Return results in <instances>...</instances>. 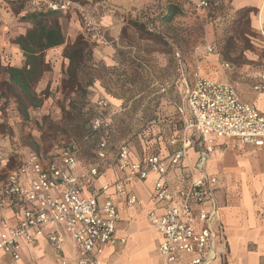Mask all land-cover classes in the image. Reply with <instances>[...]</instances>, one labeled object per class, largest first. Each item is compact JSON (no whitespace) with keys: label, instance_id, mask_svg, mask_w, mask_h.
Here are the masks:
<instances>
[{"label":"built area","instance_id":"built-area-1","mask_svg":"<svg viewBox=\"0 0 264 264\" xmlns=\"http://www.w3.org/2000/svg\"><path fill=\"white\" fill-rule=\"evenodd\" d=\"M187 3L194 15L202 11L209 22L213 21L210 15L222 17L232 7L230 0ZM26 5L29 11L41 5L60 13L74 9L87 37L108 42L94 13L80 1L27 0ZM213 49L207 47L209 52ZM175 56L182 66L179 50ZM193 79L192 84L186 82L184 98L177 107L182 127L168 138L160 135L152 147L143 141L146 145L140 154L129 143H122L115 157L118 177L99 189L89 190V185L109 159L107 137L97 142L99 162L85 171L79 168L77 150L69 145L48 154L31 151L10 169L0 180V253L14 264H25L24 245L35 246L44 238L58 263L67 264L65 246L70 239L74 264H103L101 255L106 246L127 242L117 230L118 199L140 205L141 199L129 184L156 174L148 219L161 236L159 251L165 264H173L183 254L190 256L189 264L215 259L220 264H237L228 260L229 244L218 198L220 179L209 166L216 153L224 156L221 141L263 146L264 113L242 100L231 83L198 72ZM253 90L264 93V75ZM97 105L107 113L93 118V133L111 127L108 101L101 99ZM7 161L0 145V166Z\"/></svg>","mask_w":264,"mask_h":264},{"label":"crops","instance_id":"crops-1","mask_svg":"<svg viewBox=\"0 0 264 264\" xmlns=\"http://www.w3.org/2000/svg\"><path fill=\"white\" fill-rule=\"evenodd\" d=\"M39 1L43 2L46 0ZM77 1L86 5L93 13L98 12L97 20L102 31L105 34L107 31L109 37L112 39L113 44L99 45L92 49L93 57L99 62H103L109 66H114L118 63L119 48L123 42H127L123 35L127 31L129 33L136 32L133 21L139 20L145 22L148 31L163 36L171 43L169 37L163 33L165 31L163 29L170 25V22L167 21L171 18L164 19L166 21L161 19L162 15H160L159 10L157 7H153L157 3L156 0ZM233 4L238 9L257 7L260 11L258 17L264 18V0H234ZM186 6H188V3H186ZM237 8L231 7L228 12H235ZM22 11L21 13H24ZM198 14L196 13L193 17L196 19L199 16L196 20L203 22L205 13L200 11ZM58 18L64 30L67 31V40L71 39V42H73L79 34L83 35L88 42L96 40L87 37L80 20V15L74 9L60 13ZM218 19L221 18L218 17ZM177 20L179 18L174 17V21ZM205 21L208 22L206 19ZM190 22L194 24V21L191 20ZM255 24L263 28L264 19L259 24L255 21ZM30 27L31 24L29 22L20 20V14L18 11H15L12 3L0 0V65L2 68L8 65L17 67L23 65L24 57L22 51L14 40L18 36L25 34ZM168 30H170L167 32L168 36L172 40L180 37L179 29L168 27ZM143 41L148 43L153 42L150 39ZM171 47L174 53L175 50H179L182 56V66L176 58V68L181 72L183 77L182 82H180L182 77L178 79L180 87L176 86L174 88L177 82L169 73L172 71V69H169L171 62L168 61L167 53L159 49L157 50L159 60L156 62L157 75L154 77V84L158 85L157 97L154 94L146 95L142 93V104L138 110L132 106L134 101L141 95L132 94L130 97H124L122 94L109 93V100L104 96L96 95L97 97L92 99L91 103L105 99L109 103L113 120L118 115L120 116L128 112L135 117H139L141 121L140 131H150V125L155 126L158 129L157 135L159 137H161V133L166 132L165 126H170L169 129L173 128L174 130L180 128V125L178 126L177 124L176 126L175 121H172V119L174 120L177 117L178 121L180 120L177 107L182 103L184 98L186 82L187 84H192L194 80V66L196 67L198 62L195 58L187 59L183 55L182 51L184 47L174 42L171 43ZM64 49L65 44L46 51V61L49 65L51 64V70L46 71L37 83L35 87L37 93L47 87L56 88L60 84L69 66V60L63 55ZM217 64L218 60L215 57L208 58L201 64L203 69L208 73V78L233 84L239 90L238 92H240L239 95L242 100L254 104L264 113V93L255 94L248 91L243 82L240 81L243 75L238 76V74H234L231 76V74H226ZM144 65L150 70L153 69V67L151 69L146 63ZM163 70L165 72L169 71L165 73ZM235 72L237 73V71ZM184 76L186 79H184ZM7 79L8 77L5 80ZM126 99H129V102H125ZM156 101L158 103L154 111L156 117L151 121L144 119V116L147 117L146 114L148 115L151 112L150 107ZM13 104L16 106L15 103ZM7 110L9 111V108ZM14 110L19 114L17 108L14 107ZM143 141H147V138L142 139V142L139 140L138 143L131 141H123V143H129L134 151L140 154L142 152ZM8 144V136L0 131V145L3 146L4 153L8 159L6 164L3 163L0 166V171L9 162L10 148H8ZM221 148L224 150V156L221 158L216 153L210 163L209 169L211 172L217 174L220 179L218 198L229 244L228 260L237 264H261L264 262V145L236 146L233 141L224 140L221 141ZM107 161L101 167V174L91 181L89 190L99 189L106 182L118 177L115 159L111 162ZM79 168L81 171H85L88 168V166L83 165L80 158ZM157 178L156 174H152L145 181H134L129 184V188L141 199L140 205H129L124 199H118L120 218L117 222V230L120 236L126 237L127 242L125 244H117L116 246H106L101 255L103 264H165L159 251L161 236L156 232L148 219V213L153 208L150 196ZM3 179L0 178V180ZM22 251L23 262L25 264H59L51 255V247L44 238L40 239L35 246L24 245ZM65 253L67 264H74L75 252L70 239L65 246ZM190 259L189 255L183 254L173 264H189ZM0 264L14 263L8 256L0 253ZM206 264H220V260H211Z\"/></svg>","mask_w":264,"mask_h":264},{"label":"rangeland","instance_id":"rangeland-1","mask_svg":"<svg viewBox=\"0 0 264 264\" xmlns=\"http://www.w3.org/2000/svg\"><path fill=\"white\" fill-rule=\"evenodd\" d=\"M5 1L8 3L9 0ZM156 1L157 3L153 7H157L163 21H166L164 19L169 16V5L176 7L178 12L167 21L170 22V25L163 29L165 30L163 33L169 37L171 43L174 42L184 47L182 52L187 59L195 58L198 62L196 67L194 66L195 73L198 72L202 76L209 77L201 64L208 58L215 57L220 69L231 76L234 74L243 75L240 81L243 82L246 89L257 93L253 87L264 75V26L261 28L255 24V21L259 24L264 18L258 17L260 11L257 7L237 8L235 12L230 13L227 11L220 17L221 19H218L219 15H210L214 21L211 24L213 22L211 20L210 22H206L205 19L203 22L196 20L199 16L196 19L193 17L194 11L186 6L187 0ZM26 2L27 0H10L9 3L13 4L15 11L23 10L22 14H25L28 11ZM94 15L98 19V12ZM174 17H178L179 20L174 21ZM190 19L194 21V24L190 22ZM133 24L136 32L129 33L127 31L123 35L127 42H123L119 48L116 65L109 66L95 60L93 53L92 58L86 60L82 65L83 67L79 71V81L87 89L86 93L65 89V82L68 80L66 71L56 88L47 87L38 92L42 96L41 104L35 107L30 106L26 114L20 110L18 105L20 90L14 87L9 88L5 84V79L8 76L0 65V131L8 136V148H10L9 162L0 171V178H5L6 172L17 167L31 151L47 154L55 152L64 145H69L75 147L83 165L89 166L99 162L96 156L97 142L103 137H107L110 143V155L107 162L115 159L118 147L123 141L138 143L139 137L141 138L144 132L140 131L141 121L139 117L128 112L118 115L114 120L111 117L112 123L108 135L97 133L92 137L90 121L98 113V108L91 106L93 104L91 100L95 99L96 95L104 96L109 100V93L122 94L124 97H130L132 94L141 95L132 106L138 110L142 104V93L154 94L157 97L158 85L154 84V77L157 75L156 62L159 60L157 54L159 49L167 53L168 61L171 62L169 69L172 71L169 73L177 82L174 88L180 87L183 77L176 68V57L171 43L163 36L148 31L145 22L137 20L133 21ZM168 27L179 29L180 37L172 40L167 33L170 31ZM65 33L67 34L66 30ZM106 37L107 43L97 39L89 41L90 48L113 44L107 31ZM145 39H150L153 42L143 41ZM67 42H71V39H68ZM209 45L214 47L212 52L207 50ZM144 63L153 69L150 70ZM49 70H51V64ZM168 71L163 70L165 73ZM180 77H182L181 81L178 82ZM125 102H129V99H126ZM88 106L89 108H87ZM157 106V101L153 102L150 107L151 112L146 114L147 117L144 116V119L153 120L156 117L154 111ZM14 107L19 110V114L16 113ZM172 121H175L176 126L181 124L177 117ZM165 123L167 124V122ZM169 127L165 126L166 134ZM150 131L156 134L155 137H159L157 127L150 125ZM146 132L148 134V131Z\"/></svg>","mask_w":264,"mask_h":264},{"label":"trees","instance_id":"trees-1","mask_svg":"<svg viewBox=\"0 0 264 264\" xmlns=\"http://www.w3.org/2000/svg\"><path fill=\"white\" fill-rule=\"evenodd\" d=\"M233 1L230 0L231 6L236 9L237 7L233 4ZM175 8L174 5H169L168 18H172L178 12ZM249 11H252V9H249ZM18 12L21 21L31 24V27L27 29L25 34L18 36L14 40L22 51L24 62L21 67L8 65L3 70L8 76L5 84L9 88L14 87L20 90V94L18 95L20 110L26 114L30 106L35 107L41 104L42 96L35 91L34 87L41 80L44 73L49 70V63L46 61V51L63 44H65L64 57L69 60L67 69L68 80L65 82V89L76 91L77 93H86L87 89L79 81V71L86 60L92 58L93 51L85 37L79 34L75 41L67 42L65 30L58 18L60 12L50 10L45 5H41L33 11L28 10L25 14H22L21 11ZM97 102L91 105L98 108V113L90 121V135L92 137L97 133H105L108 135L111 128L107 131L93 133L91 128L93 118L96 115H105L107 113V110L101 109L97 105ZM182 124L181 121L180 128ZM173 131L174 129L170 128L167 134L166 132L161 133L162 138H168L173 134ZM146 136L147 143L150 144V147L154 146L156 141H159V137H155L156 134L152 133V131H148V134L143 132L139 140L142 142V139L146 138ZM144 145L142 144L143 147ZM147 146L149 145L147 144Z\"/></svg>","mask_w":264,"mask_h":264}]
</instances>
